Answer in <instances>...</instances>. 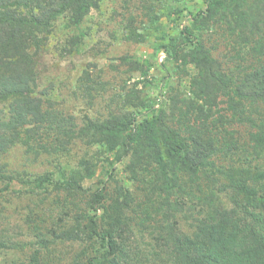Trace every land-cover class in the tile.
<instances>
[{"label": "trees", "instance_id": "1", "mask_svg": "<svg viewBox=\"0 0 264 264\" xmlns=\"http://www.w3.org/2000/svg\"><path fill=\"white\" fill-rule=\"evenodd\" d=\"M203 1L206 9L191 14L194 23L213 20L228 5L230 21L216 29L227 34L225 59L215 55L218 46H208L197 28H185L177 49L168 48L167 60L195 66L189 94L170 91L168 106L157 107L138 98L135 91L134 100L129 102L127 97L125 106L139 107L137 115L127 110L105 121L88 122L87 131L99 136L94 143L105 144L114 159L107 160L108 179L93 194L89 213L71 229L64 227L63 236L70 238L80 227L86 231L91 250L85 248L90 253L85 264H111V260H128L135 254L126 247L131 238L126 213L136 214L133 203L138 197L146 204L139 227L154 222L152 214L161 211L162 205L168 206L175 219L194 210L197 203L198 233L207 242L190 243L198 246L193 264H264V0ZM102 2L0 0V102L11 105L10 120L0 118V157L17 143L30 145L32 130L22 137L20 132L28 117H35V123L46 121L43 100L33 94L37 56L46 46L53 23L69 15L80 25L91 7ZM225 158L227 163L222 162ZM126 160L135 192L119 186L114 198L109 184L116 176L115 163L122 165ZM93 175L92 166L89 176ZM63 178L54 183L56 190H82L75 175ZM28 184L43 189L44 184L52 185V178L46 174ZM155 197L159 208L153 203ZM5 248L10 247L0 241V253ZM183 254L189 262L192 255ZM33 261L50 263L39 252Z\"/></svg>", "mask_w": 264, "mask_h": 264}, {"label": "rangeland", "instance_id": "2", "mask_svg": "<svg viewBox=\"0 0 264 264\" xmlns=\"http://www.w3.org/2000/svg\"><path fill=\"white\" fill-rule=\"evenodd\" d=\"M227 7L225 3L211 21L194 23L191 14L206 9L203 0H103L99 7H91L80 25L69 15L53 23L46 46L37 56L33 94L43 100L46 121L35 123V117H28L20 132L22 137L32 130L30 145L17 143L0 157V241L10 247L0 253V264H31L38 252L49 264L86 263L90 253L85 248L91 246L86 231L80 227L72 235L77 239H72L63 236L64 227L71 229L89 213L93 194L108 179L107 160L114 159L105 144L94 143L99 136L87 131L88 122L105 121L127 110L137 115L139 107L125 106L127 97L129 102L134 100L135 91L138 98L157 107L168 106L170 91L189 94L191 76L197 70L189 62L168 61V48L177 49L183 29L197 28L208 46H218L215 55L223 61L227 34L216 29L230 21ZM136 62L141 64L139 69ZM10 112V102H0V118L9 121ZM127 163H115L116 176L109 184L114 198L119 186L135 192ZM92 166L94 175L89 176ZM46 174L51 175L52 185L34 189L28 184ZM74 175L82 190L55 189L56 181ZM153 203L159 208L157 197ZM194 206L171 219L170 209L162 205L161 211L152 214L154 222L139 227L146 204L138 197L133 203L136 214L126 213L131 236L126 247L135 254L128 260H111V264H193L198 246L190 243L206 241L198 233L199 209L197 203ZM183 251L192 255L189 262Z\"/></svg>", "mask_w": 264, "mask_h": 264}]
</instances>
